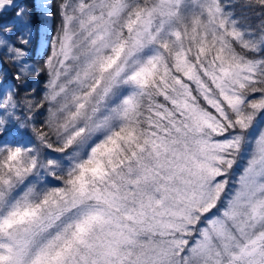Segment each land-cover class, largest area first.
Wrapping results in <instances>:
<instances>
[{"label":"snow or ice","instance_id":"obj_1","mask_svg":"<svg viewBox=\"0 0 264 264\" xmlns=\"http://www.w3.org/2000/svg\"><path fill=\"white\" fill-rule=\"evenodd\" d=\"M0 264H264V0H0Z\"/></svg>","mask_w":264,"mask_h":264}]
</instances>
